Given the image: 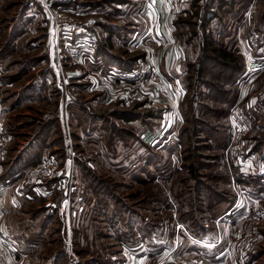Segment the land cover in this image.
I'll return each mask as SVG.
<instances>
[{
	"label": "rangeland",
	"instance_id": "rangeland-1",
	"mask_svg": "<svg viewBox=\"0 0 264 264\" xmlns=\"http://www.w3.org/2000/svg\"><path fill=\"white\" fill-rule=\"evenodd\" d=\"M192 1L175 31L185 63L197 66L202 32L237 54L242 67L234 84L236 98L226 108L225 118L208 112L209 106H216L212 101L199 100L207 108L198 104L199 113L192 119L209 123L202 127L203 133L190 132V122L185 121L190 118L186 101L205 92L193 80L187 83V69L181 75L184 94L149 88L151 96L125 98L118 94L124 86L113 87L110 82L111 88L103 91L110 100L105 102L96 85L109 84L101 67L90 66L91 76L86 64L75 62L69 49L61 47L59 63L68 100L74 98L64 112L62 97L58 94L59 101L54 91L60 68L41 2L60 18L80 23L85 20L81 5L88 0L62 5L56 0H0V103L9 135L4 148L10 151L2 162L3 172L20 142L37 133L41 137L36 143L46 144L50 151L43 158L53 156L59 166L67 155L73 156L68 205L57 181L48 182V193L28 185V168L18 180H0L8 196L0 215V239L7 248L15 247L16 252L8 249L13 264L25 262L18 251H25L29 264H126L135 252L163 264L166 258L161 256L177 241L178 230L179 247L170 264L181 260L264 264V70L249 76L243 68L246 59L264 58V0ZM172 107L178 110L175 115ZM234 111L249 118L243 133L229 124ZM122 115L134 120L125 121ZM223 122L225 142H220L223 135L219 137L217 130L204 129H216L215 123ZM189 156L198 161L195 177L187 172L191 161L184 162ZM213 190L224 201L230 197L232 201L234 195L233 207L218 220L210 209L205 212ZM14 194L22 200H10ZM190 221L196 226L192 228ZM182 225L200 240L215 241L213 248L198 245V255L182 256L193 249L182 240Z\"/></svg>",
	"mask_w": 264,
	"mask_h": 264
},
{
	"label": "crops",
	"instance_id": "crops-1",
	"mask_svg": "<svg viewBox=\"0 0 264 264\" xmlns=\"http://www.w3.org/2000/svg\"><path fill=\"white\" fill-rule=\"evenodd\" d=\"M67 1L68 0H56L57 4H61L62 2L67 3ZM100 1L109 2H105L101 5ZM193 2L192 0H88L87 4L81 5L83 8L80 14L85 15V20H83V22L80 21V23L85 26L87 31L94 34L97 41L94 54L99 60L96 64L87 63L86 66L89 75H93V70L90 66H99L102 70L101 74H105L108 78L109 84H96L99 89L98 93L102 97H105V102L110 101L109 96L103 92L109 88L110 82L113 87H119V80L117 78L111 79L107 76V70L114 68L122 72L119 65L127 66L135 64L136 61L134 60L139 57H146L155 68L150 76L151 90H154V88H162V90H164V88H170L177 93L184 94L185 91L183 89L184 85L181 80V75L186 69V54L182 48L183 46L180 44L179 35L177 39L175 31L178 30L177 28L180 25V18H183L186 12L190 11L193 7ZM65 7H67L68 12L73 11L70 7ZM86 10L88 11L85 13ZM53 83L55 88L57 82L54 81ZM54 91L58 96L59 91L56 88ZM58 99L60 101L59 96ZM69 99L71 104L74 98L71 96ZM0 106L3 112L1 103ZM59 106L61 108V104L58 105V108ZM60 117L61 111L59 110L58 118ZM47 126H50V124ZM6 130H8L7 126L4 124V132L8 137V131L6 132ZM40 133H43V131H40ZM37 134L26 142L19 141L20 145L17 146L14 156H8L7 162L9 161V165L7 166V170L3 172L2 162L5 155L10 152L7 148L8 146L4 148L0 158V163H2L1 173L4 174L2 176L0 175V180H18L27 168H30L50 153L46 144L42 146L40 141L39 144L36 143L41 137L40 135L36 136ZM46 134H48V132H46ZM10 140L11 138L9 137L7 145H9ZM53 148H58L55 143H53ZM25 197L29 198L26 194ZM7 198L8 196L3 193L1 187L0 215H2L7 208L5 204ZM9 199L13 201L22 200L21 196L17 198L15 194L12 195V197L10 196ZM1 230H3L2 227ZM182 230L184 231L183 235L185 237H182V240L185 239V242L187 241V243L193 247L191 251L182 253V256L188 253L198 255L200 253V251L197 250L199 247L198 245H205L209 247V249L213 248V243L215 241L207 242L200 240L198 237L189 233L183 225ZM205 230L208 232V229ZM177 235V241L173 243L171 248L165 250L161 256L166 258L163 264H170L173 262L170 257L175 254L179 247V238H181V236L179 237V230ZM8 247L10 249L13 248L12 252H16L15 247ZM18 254L19 257L25 261L24 264H29L26 262L29 256H25V251H18ZM207 256L213 258V254H208ZM155 260V258L150 257L147 253L142 254L135 252L134 254H130L129 258H126V264H158L159 262ZM186 261L187 260H181L179 264H186ZM211 264H213V262H211Z\"/></svg>",
	"mask_w": 264,
	"mask_h": 264
},
{
	"label": "built area",
	"instance_id": "built-area-1",
	"mask_svg": "<svg viewBox=\"0 0 264 264\" xmlns=\"http://www.w3.org/2000/svg\"><path fill=\"white\" fill-rule=\"evenodd\" d=\"M41 6L43 7V11L50 23L51 38H54L55 51H52L53 54L54 52L56 53L58 66L60 68L59 72L57 68L55 69V72L57 70L56 76L58 74L56 89L62 97L63 109L64 112H66L69 100L66 90L67 80L64 74H62V69L59 63L61 57L60 52H62L61 47L62 49L63 47L68 48L73 60L79 64H96L99 62L98 58L94 54L97 41L94 34L87 31L85 26L82 24L65 18H60L56 11L45 2H41ZM243 68L247 75H256L264 70V58L255 60L246 59ZM121 70L122 72L117 71L114 68L107 70V74L111 79L117 78L119 80V87H121V85L124 86L125 89L122 90L121 93L120 89L118 90V94L121 97H142L143 95L147 96L150 94V91L148 90L151 84L150 76L152 72H154L155 68L146 57L137 58L135 64L127 65L126 68ZM167 89L168 88H164V91L166 92ZM138 91H142L140 92V95L137 94ZM172 105L175 106V103L172 102ZM177 111V108L174 109L172 107L173 115H175ZM228 119L232 130L235 132L243 133L248 129L250 121L244 113L240 111L231 112ZM5 139L4 121L0 106V157L3 152ZM70 155H67L64 162H62L59 166L53 156L40 159L25 172V179L27 180L28 185L33 188H39L42 193H48L46 185L48 182L55 180L57 181L58 186L62 188L64 202L68 205L72 192L73 177V156ZM8 249L11 252L10 248H7L0 239V264H13L10 259L11 256L9 255Z\"/></svg>",
	"mask_w": 264,
	"mask_h": 264
},
{
	"label": "trees",
	"instance_id": "trees-1",
	"mask_svg": "<svg viewBox=\"0 0 264 264\" xmlns=\"http://www.w3.org/2000/svg\"><path fill=\"white\" fill-rule=\"evenodd\" d=\"M221 1L223 0H220V3ZM198 35H200V33ZM199 53L200 54L197 58L196 67L192 66L193 64L189 62L186 63V71L190 74V76L186 79L188 84L193 80L195 86L203 88L202 91L205 92H201V94H193V96L186 101L188 106L187 110H189L190 112V118H186V120H184L190 122V132H195L197 130V133H203L204 130L202 129V127L206 126V124L209 123L200 119H192L193 115L199 113L197 106L198 104H200L201 108H207L205 106H202L199 100L202 99L212 101L216 106H209V108H207L208 112L213 114V116L215 117L225 118V114L227 112L226 108L231 106V103L235 101L236 89H234V84L241 74L242 67L240 65V57L232 52V50L222 48L221 45L219 46L217 42L213 40L211 34L204 35L201 32ZM119 68L123 69L126 68V66L119 65ZM189 69L192 70V73L188 72ZM217 105H221L223 106V108H216ZM151 114L153 115V113ZM184 117H186L185 114ZM120 118L125 121L134 120V118H130L126 115H122L120 116ZM214 122H216V120ZM215 125L216 129L211 128L210 126H207V128L205 127L204 129H207L210 132H215V130H217V133H219V137L223 135V141H219L225 142V138L227 137V126L225 122L221 124L215 123ZM221 130H224L225 133L221 134ZM192 157L189 156V158H185L184 162L187 163L191 161L187 164V172L189 173V176L195 177L197 168L196 164H198V161L196 160V157H193L194 159ZM202 186L203 185H201V187ZM217 193L218 192L214 190L211 191V195L208 196L209 203L205 208V212H207L208 209L211 210V217L214 220L223 217L227 212H229L233 207L234 202V195L232 196V201H230L231 197L229 201H224L219 197V194ZM218 206L219 208H217ZM182 216L185 215L183 214ZM190 225L192 226V228L196 226L193 221H190ZM203 226L204 225H202L201 227Z\"/></svg>",
	"mask_w": 264,
	"mask_h": 264
}]
</instances>
